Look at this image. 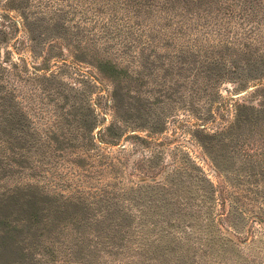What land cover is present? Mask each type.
<instances>
[{
  "label": "rangeland",
  "instance_id": "rangeland-1",
  "mask_svg": "<svg viewBox=\"0 0 264 264\" xmlns=\"http://www.w3.org/2000/svg\"><path fill=\"white\" fill-rule=\"evenodd\" d=\"M76 1L0 0V198L68 228L110 209V264H264V0ZM26 228L0 264H31Z\"/></svg>",
  "mask_w": 264,
  "mask_h": 264
},
{
  "label": "trees",
  "instance_id": "trees-1",
  "mask_svg": "<svg viewBox=\"0 0 264 264\" xmlns=\"http://www.w3.org/2000/svg\"><path fill=\"white\" fill-rule=\"evenodd\" d=\"M88 3H101L102 1L107 0H86ZM141 0H136L135 5V17L138 15L137 8H140L143 4L140 3ZM183 3H190L192 5H197L196 3H206L208 0H183ZM238 3L240 0H236ZM249 2V0H244L243 3ZM76 3H85L83 0H77ZM142 4V5H141ZM239 7V4H238ZM236 16L237 19L240 20V25L244 21L246 23H254L256 22V18L258 16L256 11H248L245 10L244 7L240 10L238 14L233 12L230 13L229 17L233 18ZM109 29V28H108ZM232 29V27L230 28ZM108 32V30H107ZM101 37L104 36V27H101ZM109 33H115L110 27ZM96 36V40L92 41L91 43H97V39L101 38ZM129 44V43H128ZM136 81V80H133ZM258 121V120H255ZM244 121L239 120L235 122L232 132H236V139L228 144L229 147L233 146L236 152H241L244 150L243 147H248L250 145V140L244 139V133H242V128L244 126ZM253 122V121H250ZM264 125V121H262ZM98 139V136H97ZM226 142V138H225ZM264 144V141L262 140ZM226 145V143H224ZM6 154V155H5ZM246 157H251L247 156ZM13 156V155H12ZM259 156H263L259 154ZM15 157V156H14ZM21 162L17 159L14 161L16 162L17 166H20L22 161V157H20ZM25 159V158H24ZM12 161V157L9 156V150H4L0 152V173L2 174H10V162ZM22 165V164H21ZM33 190L31 187H26L23 193H27ZM39 195V193H37ZM24 196V195H23ZM100 196V195H99ZM14 194L11 196H6L4 198H0V243H2V235L6 237L9 236L13 232H18V227L20 224L22 226L27 225L25 230L27 236V240L29 241V254L31 259V264H110L106 259L114 257L113 252H115V247L111 242V237L113 236V231L110 229V224L115 222L116 219L107 220L108 217L115 216L114 213H111L110 209L107 211H102L104 207H100L99 210L101 211V215L96 212V217H93V222L97 227H101L100 230L90 229V224L87 226V229H83V225H78L76 228H68V225L62 221L60 216L64 213L65 207L61 206V204L54 202L55 206V215H53V219L46 218L45 223H40V216L44 213L43 209L40 208L37 201L34 202H23L24 199H16L12 201ZM27 197V196H26ZM35 196L34 199H36ZM102 197V196H100ZM58 199V198H57ZM9 201L13 202L15 205L12 206ZM21 201V202H20ZM63 204L70 203L67 198L58 200ZM83 199H78V204H82ZM100 201H105V199L95 198L94 204L98 205V203H102ZM20 203V206L18 205ZM10 204V205H9ZM68 205V204H67ZM13 210H17L19 208L20 212L24 210L25 219L19 221H12L11 225H9L10 217L4 214V211L8 208ZM20 212H18L20 214ZM126 216L125 213H122ZM117 216V215H116ZM83 221V220H81ZM85 223V220L83 221ZM97 222V223H96ZM16 223V225H12ZM59 224L58 227H54L53 224ZM109 239V240H108ZM124 237L120 238L123 240ZM4 247V244H1ZM121 248V247H119ZM6 248H3V250ZM114 250V251H113ZM122 250V248H121ZM113 251V252H112ZM37 254L39 256L38 260H35L34 255ZM3 256V255H2ZM7 257V256H6ZM7 260V259H5ZM20 263V259H18L17 264ZM15 264V262H13Z\"/></svg>",
  "mask_w": 264,
  "mask_h": 264
}]
</instances>
